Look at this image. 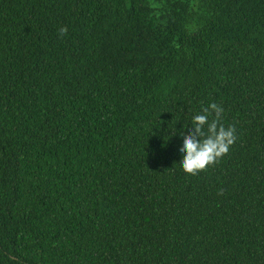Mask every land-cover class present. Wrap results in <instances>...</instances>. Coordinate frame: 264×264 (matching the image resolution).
Listing matches in <instances>:
<instances>
[{"label": "trees", "instance_id": "trees-1", "mask_svg": "<svg viewBox=\"0 0 264 264\" xmlns=\"http://www.w3.org/2000/svg\"><path fill=\"white\" fill-rule=\"evenodd\" d=\"M0 264H264V0H0Z\"/></svg>", "mask_w": 264, "mask_h": 264}, {"label": "clouds", "instance_id": "clouds-1", "mask_svg": "<svg viewBox=\"0 0 264 264\" xmlns=\"http://www.w3.org/2000/svg\"><path fill=\"white\" fill-rule=\"evenodd\" d=\"M66 29L61 28L63 34ZM223 113V108L216 103H211L201 113L191 117L190 130L184 135L185 124H181L180 130L168 127V140L175 136L181 140L177 149L181 157L179 166L186 174H196L207 165L212 164L224 154L234 143L235 129L218 126V120ZM214 114V118L209 121V115ZM176 124V123H175ZM167 140V141H168Z\"/></svg>", "mask_w": 264, "mask_h": 264}]
</instances>
